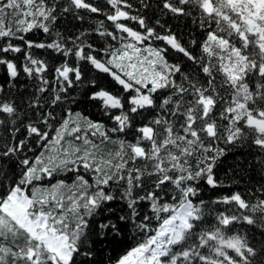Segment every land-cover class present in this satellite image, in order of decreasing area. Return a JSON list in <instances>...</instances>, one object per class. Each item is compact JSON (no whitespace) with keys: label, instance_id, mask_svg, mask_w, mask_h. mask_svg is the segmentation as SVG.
I'll use <instances>...</instances> for the list:
<instances>
[{"label":"snow or ice","instance_id":"1","mask_svg":"<svg viewBox=\"0 0 264 264\" xmlns=\"http://www.w3.org/2000/svg\"><path fill=\"white\" fill-rule=\"evenodd\" d=\"M58 4L0 0V164L13 161L0 167V264H95L92 236L115 240L129 223L145 238L115 264H264V241L233 231L264 234V185L249 199L199 198L201 181L221 186V143L264 153V0ZM61 14L104 19L65 36ZM164 17L189 20L203 40L186 43ZM85 65L119 91L86 81ZM85 83L110 127L70 107ZM118 197L129 212L97 221Z\"/></svg>","mask_w":264,"mask_h":264},{"label":"trees","instance_id":"2","mask_svg":"<svg viewBox=\"0 0 264 264\" xmlns=\"http://www.w3.org/2000/svg\"><path fill=\"white\" fill-rule=\"evenodd\" d=\"M67 2L68 0H59L57 8L59 13H62V9L67 5ZM92 2L103 8L104 12H107L108 9L105 7V0H92ZM131 3H133L134 6H138L139 0H131ZM133 14H135V12ZM145 15L152 18V22H154L158 13H155L154 15V10H147ZM103 19V15L98 16L96 14H86V19L81 22L80 20L75 19L71 14H61L57 20L56 29L65 36H74L82 30L92 31ZM162 19L166 21L167 27H170L172 31L180 36L186 43L193 38L198 42L202 41L204 38V34L195 31V26L189 20H185L184 18L172 19L169 17H164ZM105 25L110 28V22L105 21ZM131 26L136 27L135 24H131ZM29 36L37 40L44 39L42 33L29 34ZM91 39L94 42L102 43L95 34H93ZM48 55V53L45 54V56ZM177 58L182 57H179L178 54L174 52H170V60ZM58 60L59 57H55L54 60H50V63H55ZM83 71L86 81L89 79H96L99 87H104L114 92L119 91V86L115 85L109 77L95 73L87 65L84 66ZM3 82V73H0V83ZM20 83H23V81H20ZM90 92L91 89L87 83L82 86L78 85L73 92V96L76 98L77 102L70 105V107L75 111L81 112L90 119L104 122L106 126L110 127L111 122L101 112L98 102L91 101L88 98ZM145 115H148V113H145ZM127 138L132 139L131 136ZM219 146L223 147L225 152L223 156L218 157L213 171L221 186L211 188L201 181L199 198H202L207 202L232 192H240L246 199H249L250 193L254 189H259L261 185H264V153L259 152L256 148L250 146L247 141L236 142L231 145L221 143ZM12 164L13 161H7L0 164V167L4 168L5 171H9ZM69 176L58 178H64L68 180V182H71ZM105 207L112 208L113 212H104L102 215H97L95 217L97 221L111 216L113 222H115L116 216L126 215L129 212L126 203L119 199V197L110 204L105 205ZM213 207H219L222 210L225 206L213 205ZM138 211L141 216L147 214V204L142 203L139 206ZM209 219H213V217H209ZM153 224H155V221H153ZM233 231L246 234L250 242L257 248L261 246L260 242L264 241V234H262L259 228H253L252 226H236ZM144 238L143 234L129 223L127 227L123 228L120 235L116 237L115 240H113L112 236H106L103 241H101L99 237L93 235L89 247L93 249V260L95 261V264H115L117 258L135 247L137 243L141 242Z\"/></svg>","mask_w":264,"mask_h":264}]
</instances>
